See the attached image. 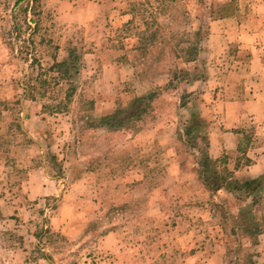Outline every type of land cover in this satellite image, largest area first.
I'll use <instances>...</instances> for the list:
<instances>
[{
    "label": "rangeland",
    "instance_id": "374dc122",
    "mask_svg": "<svg viewBox=\"0 0 264 264\" xmlns=\"http://www.w3.org/2000/svg\"><path fill=\"white\" fill-rule=\"evenodd\" d=\"M223 1L113 0L120 26L0 0V264H264V109L222 107L253 89L248 50L214 52Z\"/></svg>",
    "mask_w": 264,
    "mask_h": 264
},
{
    "label": "crops",
    "instance_id": "0c3cea01",
    "mask_svg": "<svg viewBox=\"0 0 264 264\" xmlns=\"http://www.w3.org/2000/svg\"><path fill=\"white\" fill-rule=\"evenodd\" d=\"M113 0H59L61 3V13L70 16L73 14L80 19L81 23H86L102 15L111 16L112 12H117V18H123L120 26L129 21V14L113 8ZM227 0L223 1L226 4ZM123 13V14H122ZM211 42H214L215 53L219 51L221 44L229 47L233 43L239 49L249 52V82L253 89L249 90L248 97L244 102L237 100H226L222 107L226 112H230V107L242 105L247 106L251 115L256 116L264 109V0H238L235 11L227 15H216L211 9ZM114 17V16H113ZM216 42V43H215ZM218 57V55H216ZM218 98L216 99V101ZM240 122V121H237ZM214 139V138H213ZM212 148H217L215 141H212ZM211 148V149H212ZM213 152V151H212Z\"/></svg>",
    "mask_w": 264,
    "mask_h": 264
},
{
    "label": "trees",
    "instance_id": "16d2710c",
    "mask_svg": "<svg viewBox=\"0 0 264 264\" xmlns=\"http://www.w3.org/2000/svg\"><path fill=\"white\" fill-rule=\"evenodd\" d=\"M153 96V93L149 94V97H152Z\"/></svg>",
    "mask_w": 264,
    "mask_h": 264
}]
</instances>
